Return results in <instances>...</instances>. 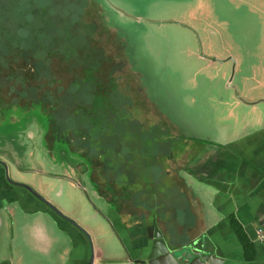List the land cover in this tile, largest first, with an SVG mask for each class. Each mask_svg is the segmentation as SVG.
I'll return each mask as SVG.
<instances>
[{
	"label": "rangeland",
	"instance_id": "1",
	"mask_svg": "<svg viewBox=\"0 0 264 264\" xmlns=\"http://www.w3.org/2000/svg\"><path fill=\"white\" fill-rule=\"evenodd\" d=\"M102 3L111 8L110 16L102 14ZM24 21L29 22L26 28H31L32 34L36 31L33 28H42L36 44L54 54L46 61L47 53L43 52L42 64L32 62L27 67L37 77V80L28 78V85L9 79V74L25 76L29 72L19 67L23 59L4 57V36L14 37L15 31L20 29L18 23ZM113 25L132 39L124 33L117 37ZM76 30H84L91 40L76 35L79 33ZM98 48L105 55L94 59L93 51ZM227 53L233 57L228 64L207 60L210 54L222 61ZM87 60L89 62H83ZM13 66L15 68L11 69ZM77 74L78 78L86 74L93 82H98V86L114 92L108 97L113 104V101L121 105L125 102L122 107L125 112H118L121 118L114 120L104 134L101 131V139L111 137L117 147H129V152L117 153L116 162L123 164L128 160L130 173L136 176L140 177V164L153 158L150 170L143 167L140 173L145 180L143 185L154 183L151 190L156 192L167 186L165 183L169 184L172 172L168 177L161 168L167 170L169 155L166 154L169 148L171 152L173 141L179 150L186 144L193 148L203 146L198 145L199 142L210 141V138L219 141V132L213 128L219 130L220 113L240 112L235 105L230 107L223 103L224 99L231 104L235 101L226 78L232 76L231 86L238 85L240 91L246 89V81L251 77L264 83V0H0V159L5 160L11 170L7 174L9 180L5 178L29 187L75 222L89 236L88 257L82 264H91L94 246L104 250L105 240L108 243L106 236L109 239L110 235L115 245L107 218L111 216L109 205L95 192L105 195L106 200L111 196L115 188L109 189L106 180L112 176L111 172L104 169V164L92 160L88 161L90 172L84 169L79 162L85 163L86 155L70 151L71 146L58 144L51 138L53 112H42L38 105H32L37 99L48 104L59 100L64 89L75 82ZM47 76L53 77V85H46L43 79ZM56 86H60L59 89L55 90ZM49 88L53 96L47 93ZM117 89L120 96L115 93ZM17 91L22 92V96L18 97ZM242 94L247 96L245 91ZM15 96L19 102L15 101ZM154 97L162 98L165 109L173 112H164ZM97 98L101 106L107 101L104 96ZM108 107L113 110L110 104ZM173 118L176 121H172ZM175 122L186 126L177 132ZM119 129L137 131V139L139 129L149 131L150 138L156 139L155 144H142L140 153L131 151L134 138L124 140V135L112 133ZM167 167L171 171L170 165ZM90 178L98 184L96 190ZM116 193L123 199L118 202L121 206L125 203L123 194ZM115 242L114 256L126 257L127 250ZM73 245L72 242L69 250Z\"/></svg>",
	"mask_w": 264,
	"mask_h": 264
},
{
	"label": "crops",
	"instance_id": "2",
	"mask_svg": "<svg viewBox=\"0 0 264 264\" xmlns=\"http://www.w3.org/2000/svg\"><path fill=\"white\" fill-rule=\"evenodd\" d=\"M226 80L231 85L232 76ZM260 82L254 77L246 81L247 96L235 84L236 93H230L235 104L223 100L225 106L241 110L220 113L219 130L213 128L219 141L210 136L197 148L182 144L181 151L175 141L171 143L168 164L163 163L167 170L161 168L166 176L172 172L169 184L155 194L142 191L135 204L127 198L132 196L122 195L125 203L119 206L123 199L118 189L107 200L95 191L109 205L113 238L128 254L115 257L117 243L113 246L108 235L104 250L94 246L91 264H137L147 257L158 235L173 252L206 245L216 264H264V244L257 239V231L264 232V89L259 88L264 83ZM10 171L0 159V264L86 263L88 235L38 202L17 181H7ZM91 182L96 190L98 184Z\"/></svg>",
	"mask_w": 264,
	"mask_h": 264
},
{
	"label": "trees",
	"instance_id": "3",
	"mask_svg": "<svg viewBox=\"0 0 264 264\" xmlns=\"http://www.w3.org/2000/svg\"><path fill=\"white\" fill-rule=\"evenodd\" d=\"M71 7L73 6L71 5ZM97 25L95 24V26ZM26 26H29L28 21H24L22 24L19 22L18 27H20V29L19 30L17 29L18 32L17 30L15 31L14 37H10L8 36V34L4 36L3 41L4 43H6V45H4L5 48L4 57L18 56L16 58V61L18 60L20 61L23 59V62H26L25 64L21 62L22 65H20L19 67L21 69H28L29 71L30 68L27 67H29L32 62L36 64H42L44 62L45 58L42 57L44 55L43 52L47 53L46 61H49L54 56V54H50L53 53V51H51L50 49H47L48 51L47 52L44 49L45 47L36 44V42L39 40V37H41L40 33L43 32V31L39 32L42 28L40 29L33 28L36 31H33L32 34L30 33L31 28L28 29L26 28ZM76 32H79L78 34L76 33V35L91 40L90 36H86L88 33L85 32L84 30H76ZM70 50L72 53L73 50L71 48ZM74 50L76 51L77 48ZM102 53L103 50L98 48L97 51L95 52L93 51L92 57H94V59H99L102 55H105ZM83 62L87 63L89 61L87 60ZM12 68L15 67L13 66L11 67V69ZM118 70H120V68H118ZM89 71L87 72L89 73ZM63 72H64V68H63ZM31 74H34V77H31ZM35 75H36L35 72L30 73V71L25 73V76L22 73L19 74V76L16 74L15 75L9 74V79L12 78V80H15L14 82H19L20 85H24V84L28 85L27 82L28 78L32 80L33 79L37 80V77H35ZM52 78L53 77L51 76L49 77L47 76L43 79L46 81L47 86H49L50 84L53 85L54 80ZM74 79L75 82L70 83L67 86V88L64 89V92H62L61 96H59V100L55 102H51L50 104H48L47 101L43 99H37L36 101L32 102V105L33 106L38 105L39 106L38 108L42 112L45 111L48 112V110L50 112H53V120H52L53 124H51L52 129H49V132H51L50 134L51 138L58 144L66 143L68 146H71L72 150L70 151H76L77 154L86 155V158H83L85 159L86 162L85 163L79 162V163H83V166L86 168H90L88 161L91 160L104 164V169H106L108 173L111 172L109 174L112 175L110 179H106L107 182H109L108 183L109 189L114 187L115 189L121 191L123 196L126 194L127 195L130 194L134 202H137V200H139V197H135V196H139L140 193H142V191H144L145 194L147 193L155 194V191L151 190V187L154 183H150L149 185H143V182L145 180L142 179L140 173L143 167L144 170L146 169L150 170L151 164H153L154 159L151 158V161H149L150 163L146 162L145 164H140V171H139L140 177L138 175L136 176L135 174L130 173L128 160H124L123 164H118L116 162L117 153L121 151L127 153L129 152L128 151L129 147L127 145H120L117 147L116 145H114L115 142L113 141V139L111 140V137H108V140L105 141L101 139L102 135L108 129H110V127L114 123V120H116L117 118L118 119L121 118L120 115H118V112H125V110L122 109L125 102H123V104L121 105L118 104L116 101H113L114 102L113 104L110 101L112 100V98L110 99L108 97L112 96L111 94L114 93L113 92L114 90L111 91L113 93H110V90L107 91L106 89H103L102 86H98L97 85L98 82H93L90 76H87L86 74L84 76L83 75L79 76V78L77 74ZM39 86H40L39 88H41L42 83L39 84ZM59 87L60 86L58 87L56 86L55 90L59 89ZM105 87H108V84H106ZM47 93L52 95L50 88L49 90H47ZM115 93L118 94L119 96L121 94L119 89H117ZM16 95L18 97L20 95L22 96V92L21 94H19V91H17ZM98 96H104V99L107 100L105 101L106 103L104 102V104H102V106L101 104H99L100 102H98L99 101V98H97ZM15 101L19 102V99L16 96H15ZM109 104L113 107L112 111L109 110L108 107ZM12 105L15 106L14 103ZM96 109L101 110V112H98ZM114 109H116L117 112ZM113 117L115 118L113 119ZM122 121H124V118H122ZM76 122H78L79 125H76ZM102 130H103V134H101ZM123 132H125V134H123ZM136 132L137 131L133 133L131 131L127 132L126 130L124 131L123 129H119L117 132L112 131V133H119V135L121 136L124 135L125 137L124 140L127 139L126 137L134 138V145H132L134 147L131 149V151L140 153L143 149V147H141L142 144L147 142L155 144V141L153 140L156 139L152 140L150 138L151 133L149 131L139 129L138 139L136 137ZM167 132L168 131H166V133ZM63 135H65V137H62ZM149 139L151 140L149 141ZM114 140L116 139L114 138ZM97 149H99V153ZM169 151L170 148L166 156L169 155L170 157ZM146 152L148 154V151ZM74 158L79 159L80 157H74Z\"/></svg>",
	"mask_w": 264,
	"mask_h": 264
},
{
	"label": "water",
	"instance_id": "4",
	"mask_svg": "<svg viewBox=\"0 0 264 264\" xmlns=\"http://www.w3.org/2000/svg\"><path fill=\"white\" fill-rule=\"evenodd\" d=\"M6 177L8 179V176ZM20 186L28 190V192L31 193V195L38 201L41 203L44 202L45 206L51 209L59 217L77 227L72 220L62 215L53 205L46 202L40 195L35 193L29 187ZM203 248L204 249H202V247L183 246L176 252H173L167 247L165 241L158 235L152 239L150 251L147 257L144 260L138 261L137 264H216L215 261L217 258L213 256L210 251H208L206 245H204Z\"/></svg>",
	"mask_w": 264,
	"mask_h": 264
},
{
	"label": "flooded vegetation",
	"instance_id": "5",
	"mask_svg": "<svg viewBox=\"0 0 264 264\" xmlns=\"http://www.w3.org/2000/svg\"><path fill=\"white\" fill-rule=\"evenodd\" d=\"M97 4H99L98 2H97ZM96 4V5H97ZM102 7H103V9H104V12L102 13L103 15H108V16H110L111 14H110V12H112V10H111V8H109L107 5H105V3H102ZM110 14V15H109ZM137 20H140L139 18L137 19ZM112 25V24H111ZM113 27H114V25H113ZM115 28V29H114ZM113 29H114V31H115V33H116V35L117 34H119V36L122 34V33H124V34H126V32H123L124 30H122L120 27H118V26H115ZM117 37H118V35H117ZM125 37H127V38H131V36L130 35H125ZM132 39V38H131ZM228 54V53H227ZM212 58H214L213 60H212ZM207 60L208 61H211V62H220V64L222 63L223 65L224 64H228V62H230V61H232V58L229 56V54L227 55V58H224V57H222V61H220V60H218V59H216L215 57H213V56H211L210 54L208 55V57H207ZM224 61V62H223ZM227 85H228V88L230 89V93H232V92H234V93H236V87L235 86H231V85H229L228 83H227ZM155 98V97H154ZM155 100V102L159 105V106H161L162 107V109L164 110V112H166L167 114H169V112H173V111H171V110H169V109H165L166 107H165V104H164V100L161 98L160 99V97H158L157 99L155 98L154 99ZM172 121H176L174 118H173V120ZM174 126L175 127H177V132H181V128L183 129V128H185V124L184 123H180V122H178V123H174ZM167 131V130H166ZM178 135H180L179 133H177ZM177 136V135H176Z\"/></svg>",
	"mask_w": 264,
	"mask_h": 264
},
{
	"label": "built area",
	"instance_id": "6",
	"mask_svg": "<svg viewBox=\"0 0 264 264\" xmlns=\"http://www.w3.org/2000/svg\"><path fill=\"white\" fill-rule=\"evenodd\" d=\"M257 239L259 240V241H261V242H263V244H264V232L262 231V230H258L257 231Z\"/></svg>",
	"mask_w": 264,
	"mask_h": 264
}]
</instances>
